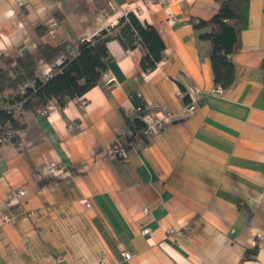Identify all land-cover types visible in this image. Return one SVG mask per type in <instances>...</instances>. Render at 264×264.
Returning <instances> with one entry per match:
<instances>
[{
    "label": "crops",
    "instance_id": "obj_1",
    "mask_svg": "<svg viewBox=\"0 0 264 264\" xmlns=\"http://www.w3.org/2000/svg\"><path fill=\"white\" fill-rule=\"evenodd\" d=\"M144 1L0 0L8 61L26 49L46 79L40 44L70 48L111 29L107 50L124 77L118 83L107 70L63 107L20 115L18 144L0 146V264H264V0H246L235 80L225 90L191 23L209 20L218 5L169 0L171 25L165 6ZM127 13L164 44L151 71L141 68V47L119 39ZM133 95L145 122L173 119L124 161L108 158L111 144L128 145L120 111L134 113ZM185 96L196 106L188 115ZM50 161L64 165L61 178L37 180ZM20 188L26 197L10 203Z\"/></svg>",
    "mask_w": 264,
    "mask_h": 264
},
{
    "label": "trees",
    "instance_id": "obj_2",
    "mask_svg": "<svg viewBox=\"0 0 264 264\" xmlns=\"http://www.w3.org/2000/svg\"><path fill=\"white\" fill-rule=\"evenodd\" d=\"M213 1L218 5L215 14L207 21L193 19L191 23L195 30L201 31L199 38L209 43L207 55L214 84L225 90L235 80L231 56L240 48L242 10L246 0ZM118 25L122 36L119 39L123 46L141 47L142 70H153L164 52V44L156 30L150 25L142 24L133 13L121 17ZM110 38L111 35L102 30L89 40L77 41L70 47L75 50L74 55L69 54L67 45L40 44L38 52L45 63L52 65L56 58L63 56L60 65L53 67L52 73L46 79L39 77L38 65L26 49H22L13 62L0 56V102L21 105L20 114L0 106V135L11 131V143L18 144L16 133L24 128L20 117L22 113L45 111L51 102L63 107L67 101L78 99L97 86L111 61L107 50ZM31 81L33 85L28 87L27 84ZM183 101L188 104V97H183ZM120 114L125 125L128 142L126 149L129 152L137 143H146L150 137L146 133L147 126L144 121L147 110L141 104L131 116L121 111Z\"/></svg>",
    "mask_w": 264,
    "mask_h": 264
},
{
    "label": "built area",
    "instance_id": "obj_3",
    "mask_svg": "<svg viewBox=\"0 0 264 264\" xmlns=\"http://www.w3.org/2000/svg\"><path fill=\"white\" fill-rule=\"evenodd\" d=\"M169 0H157V4L161 5V6H165V11H166V21L169 24H174L176 23V19L171 15V13L167 10L166 5L168 4ZM145 5H151L153 4L152 0H145L144 1ZM128 14V13H127ZM126 14V15H127ZM111 30V29H110ZM105 30L107 33H109L110 31ZM70 55H74L75 51L71 50L69 52ZM60 61H58L59 63ZM51 72V71H50ZM51 73H49L50 76ZM28 87H32L33 82H28ZM217 91L221 92L220 89H218ZM3 102H0V106L4 107L5 109H11L15 114H20L21 113V105L20 103L14 104V105H3ZM195 103L194 101H190L189 104L185 105V110H184V115H188L191 112H193L195 110ZM44 112V111H42ZM173 119V116L165 113L160 119L155 120L152 123H148L145 122L147 128H146V133L147 134H151L152 132H154L158 127H162V124L170 121ZM129 134V133H128ZM13 136V132L8 131L5 132L4 135H0V146L5 144V143H11V137ZM128 155V150L126 149V147L121 146L119 144L113 143L111 144L105 151V156L108 158H116V159H120L121 161H124L126 159ZM65 169L64 165L59 162V161H50L48 163H46L43 167V173H36L35 174V178L37 180H40L42 178V175H47V176H51V177H56V178H61V175L63 174V170ZM27 195V191L25 188H20L17 190H11L8 194V200L10 203H15L18 202L20 200H22L24 197H26ZM144 235L150 234L148 229L143 230L142 232ZM122 257L124 259H129L130 255L126 252L122 253Z\"/></svg>",
    "mask_w": 264,
    "mask_h": 264
},
{
    "label": "water",
    "instance_id": "obj_4",
    "mask_svg": "<svg viewBox=\"0 0 264 264\" xmlns=\"http://www.w3.org/2000/svg\"><path fill=\"white\" fill-rule=\"evenodd\" d=\"M108 70L113 75L114 80L117 81L118 83L124 80L122 73L120 72L117 64L114 61H110L108 63ZM132 102H133L134 108H139L140 102H139V99L135 95L132 96Z\"/></svg>",
    "mask_w": 264,
    "mask_h": 264
},
{
    "label": "rangeland",
    "instance_id": "obj_5",
    "mask_svg": "<svg viewBox=\"0 0 264 264\" xmlns=\"http://www.w3.org/2000/svg\"><path fill=\"white\" fill-rule=\"evenodd\" d=\"M71 50H74V49L69 48V51L68 52H70ZM62 60H63V56H60V57H58V58H56L54 60L53 64L51 65V72L50 73H52L53 67H56V66L60 65V63L62 62ZM58 61H60V62L58 63ZM3 105H7V104L4 103Z\"/></svg>",
    "mask_w": 264,
    "mask_h": 264
}]
</instances>
